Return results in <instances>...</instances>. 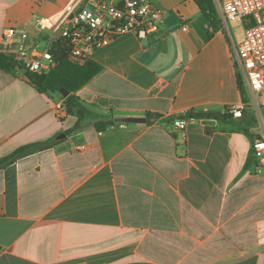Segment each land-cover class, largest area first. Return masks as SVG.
Returning a JSON list of instances; mask_svg holds the SVG:
<instances>
[{"label":"crops","instance_id":"crops-1","mask_svg":"<svg viewBox=\"0 0 264 264\" xmlns=\"http://www.w3.org/2000/svg\"><path fill=\"white\" fill-rule=\"evenodd\" d=\"M150 1L163 11L157 32L92 56L102 71L75 96L93 117L77 131L57 110L62 93L0 71V159L54 142L0 171V264H264V166L252 152L264 132L248 119L264 129V107L242 100L234 59L245 25L223 23L222 0L216 27L193 0ZM81 2L0 0V52L5 29L44 50ZM43 17L54 28L39 33ZM240 103L238 119L187 117ZM127 117L146 123L94 127Z\"/></svg>","mask_w":264,"mask_h":264},{"label":"built area","instance_id":"built-area-1","mask_svg":"<svg viewBox=\"0 0 264 264\" xmlns=\"http://www.w3.org/2000/svg\"><path fill=\"white\" fill-rule=\"evenodd\" d=\"M67 10L60 34L50 37L47 47L41 51L37 39H29L27 32L3 30L2 37L7 43L3 53L19 63L17 72L46 75L55 66L49 51L56 43L66 46L71 63L82 66L117 37L133 33L145 39L157 32L163 22V11L150 0H82L78 8L71 6ZM219 15L224 24L241 21L245 25L243 39L234 50L236 69L252 105L264 107V0H222ZM53 28L54 23L49 18L43 17L37 22L39 33ZM245 107L240 103L227 112L238 119ZM57 110L62 116L66 112L64 103ZM182 124L174 122L177 128ZM252 152L259 165L264 166V140L256 141Z\"/></svg>","mask_w":264,"mask_h":264},{"label":"trees","instance_id":"trees-1","mask_svg":"<svg viewBox=\"0 0 264 264\" xmlns=\"http://www.w3.org/2000/svg\"><path fill=\"white\" fill-rule=\"evenodd\" d=\"M193 1L200 9L202 15L208 19L214 27H216L219 23V19L213 0ZM49 52L54 57L55 66L45 75L41 85L34 82L31 73L25 72L24 76L32 85H34L39 93L68 94L64 99L65 110L67 115L76 118V124L71 131H77L84 126L85 120L93 117V114L83 105V103L79 101V99L75 96V93L97 76L102 71V67L92 60L87 61L82 66L71 63L67 59V48L61 43L52 44ZM19 68L20 65L13 56L0 52V71L4 73H13L17 72ZM238 86L242 94V100L247 102V96L243 91V83L240 76L238 77ZM227 111L228 109L224 114L189 112L187 117L190 121H201L204 119H217L225 121L230 118ZM153 117L155 116L146 114L147 120ZM119 124L120 123L114 122L113 118L110 120L100 119L94 123V127L97 131L101 132L111 126ZM205 132L208 135H211L213 133V129L205 128ZM53 143L54 142L51 140L42 143L25 145L16 149L8 156L0 159V171L5 170L21 158L50 148Z\"/></svg>","mask_w":264,"mask_h":264},{"label":"water","instance_id":"water-1","mask_svg":"<svg viewBox=\"0 0 264 264\" xmlns=\"http://www.w3.org/2000/svg\"><path fill=\"white\" fill-rule=\"evenodd\" d=\"M45 75L44 74H37L33 73L32 74V79L34 80L35 83L38 85H41L43 82ZM63 96H67V93H62ZM183 119V117H181ZM116 123H121V124H144L146 123L145 118H132V117H127V118H117L114 120ZM65 136H62V138ZM254 158V157H252Z\"/></svg>","mask_w":264,"mask_h":264},{"label":"rangeland","instance_id":"rangeland-1","mask_svg":"<svg viewBox=\"0 0 264 264\" xmlns=\"http://www.w3.org/2000/svg\"><path fill=\"white\" fill-rule=\"evenodd\" d=\"M42 46V45H41ZM40 51L42 50V48H40L39 49ZM243 83V91H244V93H245V95L247 96V88H246V86H245V84H244V82H242ZM247 99L248 100H250V98L247 96ZM249 112H251V111H249ZM251 122V132L254 134V135H261L262 134V132H264V129H263V126H262V121L258 118V116H254L253 118H248ZM239 121H244L243 119H240Z\"/></svg>","mask_w":264,"mask_h":264}]
</instances>
